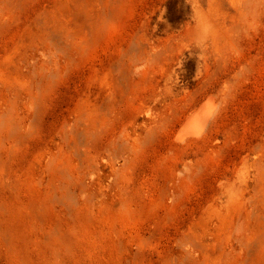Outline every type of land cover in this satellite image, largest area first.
I'll use <instances>...</instances> for the list:
<instances>
[{
    "label": "rangeland",
    "instance_id": "1",
    "mask_svg": "<svg viewBox=\"0 0 264 264\" xmlns=\"http://www.w3.org/2000/svg\"><path fill=\"white\" fill-rule=\"evenodd\" d=\"M0 264H264V0H0Z\"/></svg>",
    "mask_w": 264,
    "mask_h": 264
},
{
    "label": "bare ground",
    "instance_id": "2",
    "mask_svg": "<svg viewBox=\"0 0 264 264\" xmlns=\"http://www.w3.org/2000/svg\"><path fill=\"white\" fill-rule=\"evenodd\" d=\"M215 105L207 99L200 107L193 110V113L187 119V122L182 125V128L178 130L176 134L177 140H184L185 138L199 137L203 130L206 128V123H208V118L214 112Z\"/></svg>",
    "mask_w": 264,
    "mask_h": 264
},
{
    "label": "clouds",
    "instance_id": "3",
    "mask_svg": "<svg viewBox=\"0 0 264 264\" xmlns=\"http://www.w3.org/2000/svg\"><path fill=\"white\" fill-rule=\"evenodd\" d=\"M210 36H211V28L208 27V28H207V31H204V30L202 29L200 32H198V34H197V40H200L201 38H203V41L206 42L207 39L210 38Z\"/></svg>",
    "mask_w": 264,
    "mask_h": 264
}]
</instances>
